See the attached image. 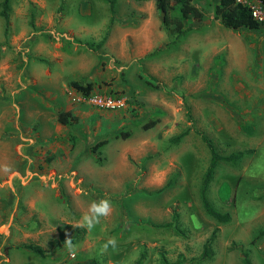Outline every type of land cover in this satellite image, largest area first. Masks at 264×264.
I'll return each mask as SVG.
<instances>
[{"label": "rangeland", "instance_id": "374dc122", "mask_svg": "<svg viewBox=\"0 0 264 264\" xmlns=\"http://www.w3.org/2000/svg\"><path fill=\"white\" fill-rule=\"evenodd\" d=\"M217 1H190L200 17L177 33L153 0H8L0 264H133L142 252L141 264H264V23L225 28ZM71 81L91 83L90 94ZM94 94L122 104L97 107ZM65 111L73 118L61 123ZM207 142L241 152L216 162L206 192L231 213L226 223L200 202ZM101 199L111 214L74 227ZM210 236L211 255L196 263ZM110 238L117 247L104 251Z\"/></svg>", "mask_w": 264, "mask_h": 264}, {"label": "trees", "instance_id": "16d2710c", "mask_svg": "<svg viewBox=\"0 0 264 264\" xmlns=\"http://www.w3.org/2000/svg\"><path fill=\"white\" fill-rule=\"evenodd\" d=\"M148 1V0H143ZM192 0H153L155 8L161 13L162 24L168 26L173 23V28L177 33L181 32L182 20L191 16L196 19L200 17V11L190 4ZM264 8V0H259ZM177 8L179 15L175 19L169 18V11L173 8ZM7 9L8 0H2L1 3V16L5 22L4 30L7 27ZM214 15L218 19V22L225 28L236 30L238 28L256 29L261 23L257 22L250 14L249 10L234 0H218L214 6ZM264 23V22H263ZM70 86L80 95L88 96L90 90L92 89L91 83H79L77 81H71ZM112 98H116L114 95H110ZM73 118L68 111L59 112L57 115V120L61 123L68 122V119ZM104 140L95 143L92 147L96 148L100 146ZM209 150V163L203 174L201 185H200V202L204 212L210 216L213 220L218 223H226L229 221V214L226 212L217 211L206 197V191L208 184L212 177L216 162L218 160L227 161L229 163L235 164L237 160L241 157V152L230 153L228 155H218L210 143H206ZM263 230L258 231V235L263 234ZM211 236L205 241L202 246V251L200 255L195 259L196 263H201L209 258L211 255L210 243ZM31 249L38 254H42L41 249L38 246H32ZM144 257L143 252L139 257L133 262V264H141ZM243 264H248V261L243 260Z\"/></svg>", "mask_w": 264, "mask_h": 264}, {"label": "clouds", "instance_id": "9594fccd", "mask_svg": "<svg viewBox=\"0 0 264 264\" xmlns=\"http://www.w3.org/2000/svg\"><path fill=\"white\" fill-rule=\"evenodd\" d=\"M112 204L108 199H101L98 201H92L89 205L88 211L83 214L81 222L74 225V227L85 228L91 231L97 224L100 223L102 217H107L111 214ZM64 247L68 251L69 255L73 258L76 255V247L72 243L71 238H67L64 242ZM104 251H107L109 247L116 248L117 240L115 238L108 239L102 246Z\"/></svg>", "mask_w": 264, "mask_h": 264}, {"label": "built area", "instance_id": "2783aa9c", "mask_svg": "<svg viewBox=\"0 0 264 264\" xmlns=\"http://www.w3.org/2000/svg\"><path fill=\"white\" fill-rule=\"evenodd\" d=\"M235 3L245 6L251 16L259 23L264 22V8L259 0H234ZM89 101L100 108H114L119 107L122 102L120 99L112 98L111 96L104 95H91Z\"/></svg>", "mask_w": 264, "mask_h": 264}, {"label": "crops", "instance_id": "0c3cea01", "mask_svg": "<svg viewBox=\"0 0 264 264\" xmlns=\"http://www.w3.org/2000/svg\"><path fill=\"white\" fill-rule=\"evenodd\" d=\"M209 185H210V183L208 184V187H209ZM207 189H208V188H207ZM206 192H207V191H206ZM225 211H228V208H226ZM230 216H232L231 213H230ZM230 216H229V217H230Z\"/></svg>", "mask_w": 264, "mask_h": 264}]
</instances>
